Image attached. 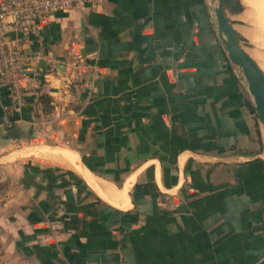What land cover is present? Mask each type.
Segmentation results:
<instances>
[{
  "label": "crops",
  "instance_id": "crops-1",
  "mask_svg": "<svg viewBox=\"0 0 264 264\" xmlns=\"http://www.w3.org/2000/svg\"><path fill=\"white\" fill-rule=\"evenodd\" d=\"M3 27L0 264H264V133L209 0Z\"/></svg>",
  "mask_w": 264,
  "mask_h": 264
},
{
  "label": "water",
  "instance_id": "water-1",
  "mask_svg": "<svg viewBox=\"0 0 264 264\" xmlns=\"http://www.w3.org/2000/svg\"><path fill=\"white\" fill-rule=\"evenodd\" d=\"M215 29L229 62L241 73L252 97L255 114L264 133V69L253 55L255 44L242 31L247 27L243 18V0H209Z\"/></svg>",
  "mask_w": 264,
  "mask_h": 264
},
{
  "label": "built area",
  "instance_id": "built-area-1",
  "mask_svg": "<svg viewBox=\"0 0 264 264\" xmlns=\"http://www.w3.org/2000/svg\"><path fill=\"white\" fill-rule=\"evenodd\" d=\"M102 0H2L0 2V34L6 20L12 19L13 23L30 24L38 22L44 24L54 14L70 12L80 9L86 4L99 5ZM21 55L9 43L0 41V75L5 70L14 69ZM5 74V73H4ZM1 81V80H0ZM0 82V88H2ZM16 100L20 98V91L15 81L5 87Z\"/></svg>",
  "mask_w": 264,
  "mask_h": 264
},
{
  "label": "rangeland",
  "instance_id": "rangeland-1",
  "mask_svg": "<svg viewBox=\"0 0 264 264\" xmlns=\"http://www.w3.org/2000/svg\"><path fill=\"white\" fill-rule=\"evenodd\" d=\"M243 2H244L246 9H247L246 15L243 18V20L247 24V27L243 28L242 31L255 44V52H253V55L264 61V0H243ZM251 8H254V10H253V12L250 13ZM247 15H249V16L247 17ZM252 17L255 19V22L253 21ZM253 27H255V31H256V35H257L256 38L250 36V34H249L251 32V30L253 29ZM240 76L242 77L241 73H240ZM243 81H244V79H243ZM244 83L248 89L247 83L245 81H244ZM253 107H254V105H253Z\"/></svg>",
  "mask_w": 264,
  "mask_h": 264
},
{
  "label": "bare ground",
  "instance_id": "bare-ground-1",
  "mask_svg": "<svg viewBox=\"0 0 264 264\" xmlns=\"http://www.w3.org/2000/svg\"><path fill=\"white\" fill-rule=\"evenodd\" d=\"M253 10H254V8H251V10H250V13L251 12H253ZM249 15H247V17H248ZM251 16V15H250ZM263 16V15H262ZM261 16V17H262ZM253 18V17H252ZM260 18V17H259ZM257 19V18H256ZM263 20V19H262ZM253 21L255 22V19L253 18ZM257 22V21H256ZM255 24V23H254ZM262 25V24H261ZM250 34V36H252V37H257V35H256V31H255V27H253V29L251 30V32L249 33ZM261 60V63H262V67H263V69H264V61L262 60V59H260Z\"/></svg>",
  "mask_w": 264,
  "mask_h": 264
},
{
  "label": "trees",
  "instance_id": "trees-1",
  "mask_svg": "<svg viewBox=\"0 0 264 264\" xmlns=\"http://www.w3.org/2000/svg\"><path fill=\"white\" fill-rule=\"evenodd\" d=\"M252 111L255 113V109H254V107L252 106Z\"/></svg>",
  "mask_w": 264,
  "mask_h": 264
}]
</instances>
